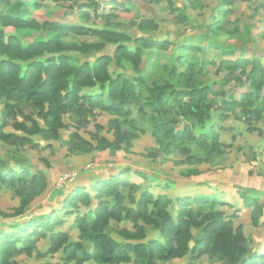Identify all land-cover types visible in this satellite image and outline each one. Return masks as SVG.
<instances>
[{
    "label": "trees",
    "instance_id": "trees-1",
    "mask_svg": "<svg viewBox=\"0 0 264 264\" xmlns=\"http://www.w3.org/2000/svg\"><path fill=\"white\" fill-rule=\"evenodd\" d=\"M10 1L2 0L0 3V95L9 101L0 115V140L4 142L42 147L29 137L7 132L6 128L14 122L17 130L29 136L57 140L66 127L64 114L82 116L98 108L115 113L129 112L126 107L130 101H145L150 105L162 119L160 124L157 123V129L169 133L172 140L178 142L191 131L187 127L178 130L170 122L167 115L172 111L177 112V121L184 116L202 119L213 110L230 108L233 103L245 107L247 100L258 103L263 98L264 101V58L249 56L244 50L232 60L230 55L237 53L236 48L224 46L218 60L208 59V56L200 59L193 53L203 48L193 43V39L175 44L166 37L132 36L126 32L86 28L61 20L41 22L29 13L6 11L4 7ZM47 1L72 2L71 8L76 5L74 0ZM230 1L226 0L223 5ZM110 4L116 9L123 3L110 0ZM77 7L83 10L86 18L91 17V13L101 17L103 13L99 10L106 9L98 0H88ZM228 14L227 9H219L209 25L210 30L221 33ZM175 16L187 18L180 10ZM5 28L42 30L45 35L23 38L17 33L7 32ZM70 35L76 36L81 45L67 42L65 38ZM88 37H98L103 42L91 44L86 40ZM104 42L114 46L112 53H103ZM208 44L210 52H204L211 55L210 46L215 43L208 40ZM77 50L94 57L82 60L77 53L72 54ZM113 66L122 71L113 73ZM127 67L137 76L131 77L123 72ZM159 67L164 74L162 81H151L152 74ZM209 69L226 72L225 82L235 81L245 92L239 98L235 97L234 102L225 99L219 102L224 92L206 85L191 84L199 76L207 74ZM212 96L215 97L212 99ZM23 104L36 109L41 121L25 116L32 122L31 127L19 121ZM247 110L254 114L259 112L258 108L251 106ZM33 180L28 170L0 171V184L7 186ZM142 187L138 178L133 179L131 171L126 169L97 182L92 181L89 186L74 187L59 203L63 213L54 208L52 213L23 215L28 200H24L12 213L0 210V264H17L16 257L32 254L41 238H48V252L63 251L66 260L76 264L131 262L133 254L138 263L159 264L163 260L182 259L190 252H195V257L208 255L227 260L230 264H264V252L248 251L242 224L236 225L232 217L207 209V206H216L217 200L213 196L198 193H176L175 196L161 193L154 196L150 187ZM161 187L167 191L170 189L169 185ZM243 195L247 204H256L254 195ZM107 197L114 199L113 205L103 200ZM79 203L91 208L94 215L89 230L84 227L87 216H81ZM68 216L74 217L73 221L83 233L81 237L92 244L91 251L83 242L72 240L70 234L61 229ZM112 220L133 224L131 229L120 231L123 241L106 232ZM148 226L158 229L160 237L146 240ZM194 229H202L203 236L191 250Z\"/></svg>",
    "mask_w": 264,
    "mask_h": 264
},
{
    "label": "rangeland",
    "instance_id": "rangeland-1",
    "mask_svg": "<svg viewBox=\"0 0 264 264\" xmlns=\"http://www.w3.org/2000/svg\"><path fill=\"white\" fill-rule=\"evenodd\" d=\"M98 1L106 7L99 10L103 16L98 17L91 13L89 18L84 17L83 10L77 7L88 0H74V8L70 7L72 2L11 0L4 8L6 11L29 13L41 22L61 20L86 28L126 32L132 36L166 37L175 44L193 39V43L200 44L203 48L202 51L193 53L200 59L208 56V59L218 60L224 46L236 48L237 53L230 55L232 60L236 59L242 50L248 52L249 56L264 58V0H231L226 5H223L226 0H118L123 4L117 5L116 9L112 8L110 0ZM221 8L227 9L229 14L226 17L225 29L216 33L210 30L209 25ZM178 10L184 12L187 18L175 16ZM5 30L17 33L23 38H41L45 35L42 30ZM65 39L69 43L81 45L74 35ZM86 40L91 44L103 42L98 37H88ZM208 40H213L214 46H218H210L213 52L211 55L204 52L209 51ZM105 44L103 53H112L114 46ZM74 53L82 60L94 57L78 50L72 54ZM116 70L122 71L117 66L111 68L113 73ZM123 72L131 77L137 76L130 67L125 68ZM163 76V70L159 67L155 69L150 80L160 82ZM225 76L226 72L222 70L217 72L209 69L207 74L199 76L196 82L191 84L206 85L219 90L220 93L224 92V97H220L219 102L223 99L234 102V98H239L245 89H241L235 81L225 82ZM8 102L6 97L0 95V115ZM248 106L258 108L259 112L250 113ZM245 107L233 103L230 108L213 110L202 119L184 116L179 121L177 112L172 111L167 115L170 122L175 124L178 130L187 127L191 131L178 142H174L169 133L157 129V123H161L162 119L145 101H130L126 107L129 112L115 113L98 108L82 116L66 113L63 115L66 127L61 130V136L57 140L47 141L39 135L29 136L17 130L13 122L6 128L7 132L29 137L42 147H33L30 144L15 145L0 140V171L8 173L12 170H28L32 180L34 178L30 183L17 182L10 186L0 184V210L12 213L24 200H28L23 215L52 213L54 208L60 210L59 203L74 187L89 186L92 181L97 182L114 172L129 169L132 178H138V182L143 185L142 189L150 187L154 196L161 193L171 196L176 193L213 196L217 200L216 206H207V209L232 217L236 225L242 224L248 251L263 253V98L258 103L247 100ZM21 108L19 121L26 122L29 127L32 122L27 121L25 116L41 121L38 111L31 105L23 104ZM201 140H204V143ZM160 185H169L170 189L167 191ZM243 193L254 195L256 204H247ZM103 200L110 205L115 202L112 197ZM78 209L81 216H87L84 227L91 229L94 219L91 208L79 203ZM171 210L173 212L172 207ZM73 219V216H68L61 229L67 231L72 240L83 242L85 248L91 251L92 244L81 237V228ZM132 226L128 221L112 220L106 232L114 239L123 241L120 231L123 228L131 229ZM193 233L191 250L203 236L202 229H194ZM158 237L159 230L148 226L146 240ZM49 243L48 238L38 239L32 254L16 257V263L76 264L75 261L66 260L63 251L48 252ZM86 264L100 263L90 261ZM117 264L141 263L136 261L133 254L131 262ZM159 264L230 263L208 255L195 257V252H190L182 259L163 260L159 261Z\"/></svg>",
    "mask_w": 264,
    "mask_h": 264
}]
</instances>
